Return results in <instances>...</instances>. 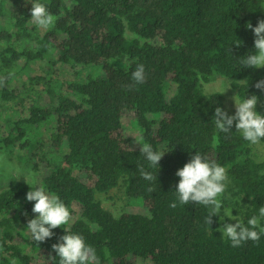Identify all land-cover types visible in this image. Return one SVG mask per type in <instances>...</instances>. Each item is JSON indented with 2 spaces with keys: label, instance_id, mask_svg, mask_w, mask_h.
Segmentation results:
<instances>
[{
  "label": "trees",
  "instance_id": "trees-1",
  "mask_svg": "<svg viewBox=\"0 0 264 264\" xmlns=\"http://www.w3.org/2000/svg\"><path fill=\"white\" fill-rule=\"evenodd\" d=\"M31 2L44 4L54 17L42 35L27 26ZM261 19L262 0H0V77L6 78L0 87V116L6 115L0 153L25 151L32 170L42 173L46 193L58 196L70 215L74 203L80 209L70 226L53 229L50 239L37 244L16 227L26 228L37 215L34 201L26 200L30 186L16 181L2 189L0 264H59L52 245L65 229L84 237L98 264H264V234L258 244L233 248L217 231L219 215L207 225V207L181 205L174 193L175 173L199 152L226 169L221 209L231 198L246 201V224L264 206V162L253 158L250 142L234 126L230 133L216 129L213 116L216 107L224 110L223 97L202 91L213 75L225 77L239 100L256 95L257 112L264 114V91L255 87L264 68L240 62L255 51L254 33L245 25L255 27ZM50 49L47 76L56 64L96 66L102 75L52 83L28 74V84L41 90L24 115L22 94L31 88L11 85L30 63L49 58ZM118 58L125 59V68L110 62ZM138 64L145 67L146 82L129 90ZM169 83L175 90L167 97ZM8 105L15 106L12 116L5 112ZM126 115L133 117L141 145L165 153L159 167H149L140 149L132 148L121 125ZM50 122L54 129L46 143L39 129ZM140 166L157 179L144 180ZM119 187L128 199L139 198L147 215L114 216L105 209L99 196Z\"/></svg>",
  "mask_w": 264,
  "mask_h": 264
},
{
  "label": "clouds",
  "instance_id": "clouds-1",
  "mask_svg": "<svg viewBox=\"0 0 264 264\" xmlns=\"http://www.w3.org/2000/svg\"><path fill=\"white\" fill-rule=\"evenodd\" d=\"M31 4L30 17L37 27L46 29L54 23L53 15L47 11L44 4L37 2H31ZM245 27L254 33L255 51L242 56L240 62L244 68H264V19L259 20L255 27L251 22H247ZM228 52L231 55V47ZM131 80L132 83L126 86L129 90L146 82L143 64L136 66ZM5 83L6 78L0 77V87L5 86ZM255 87L264 91V79L258 81ZM258 100L259 98L254 94L243 101L234 100V115H229L221 107H216L213 116L216 129L221 133H230L234 126L244 140L251 144L259 143L264 138V114L257 112ZM140 154L147 161L149 167L155 168L159 167V161L165 153L154 151L151 145L143 144L140 145ZM138 170L140 176L146 181L152 182L157 179V176L146 171L142 166ZM175 175L179 177L174 191L179 204L195 203L207 207L209 212L204 218V222L211 225L212 218L221 213L222 201L220 197L226 190L228 180L226 169L214 160H208L196 152L191 156L189 162L177 170ZM148 191L151 192L153 189L150 187ZM26 200L35 202L32 212L37 215L34 219L28 220L26 228L37 244L50 239L54 235L53 229L67 225L71 219L68 208L60 198L49 195L42 186H30V190L26 193ZM176 206L175 202L170 205L172 208ZM224 216L229 217L226 214ZM224 216L220 217L221 223L217 231L230 242L231 247H240L248 241L259 243L261 235L264 234V227L261 226V221L264 220V206H260L258 215L251 216L247 219L246 224L230 218L236 223H224ZM65 232V235L59 237L60 242L52 245L56 257H59V264H98L95 249L86 244L83 236L69 233L66 229Z\"/></svg>",
  "mask_w": 264,
  "mask_h": 264
},
{
  "label": "rangeland",
  "instance_id": "rangeland-1",
  "mask_svg": "<svg viewBox=\"0 0 264 264\" xmlns=\"http://www.w3.org/2000/svg\"><path fill=\"white\" fill-rule=\"evenodd\" d=\"M10 5V2L6 3V8H8ZM262 5L264 7V0H262ZM4 22L1 21V24ZM27 26L29 29H32L34 33L38 35H42L45 28L37 27L32 20H30L27 23ZM49 58H46L41 61H36L33 63H30L27 67V72L24 74H20L17 79L12 83V87L17 86L18 88H24L28 90L31 88V90H28L22 94L23 97V113L24 115L27 114L26 108L30 104L34 102L36 99V92L41 90L40 85H32L28 84L27 75L30 76H44L46 78H50V81L52 83L54 81L60 82V83H66V82H72V81H84L85 77L91 76L93 77H100L102 75L101 68L96 66H88V67H71L67 64H56L53 68V72H51V75H46V64L48 62V59H50L54 55V50L50 49L47 54H50ZM113 64H115L117 67L125 68L126 61L124 58H118L116 60H111ZM175 85L172 83H169L166 89L167 97L171 96L174 93ZM202 91L204 93H212V92H219L223 97V108L225 111L228 112L229 115L235 114V101H242L237 98L236 91L231 88L229 80L225 77L219 76V75H213L210 78V81L207 83H202ZM45 99V96L43 95V98L39 99V102H42ZM15 110L14 105H8L6 107L5 112L7 115L12 116L13 111ZM19 110L17 106V111ZM6 117L5 114H2L0 116V134H4V131L6 130L5 127V121L4 118ZM18 118V116H17ZM133 117L132 115H126L121 120V125L124 130V133L126 137L130 138L133 141L132 148L134 150L140 149V133L138 129L133 125ZM53 123H45L43 124L39 129V136L42 138V140L46 143L49 142V136L51 132H53ZM250 148L252 151V156L257 162H264V144H261L260 142L257 144H251ZM25 151L16 149L13 152V155L8 156L6 153H0V191L2 189H5L12 185L16 181L21 182H27L29 186H41V177L42 173L40 171H33L31 164L24 158L25 157ZM95 198L97 199V194L95 195ZM99 200L102 204V206L109 210L114 216H118L123 212L126 213H132V214H142L147 215L146 209L142 206L141 200L139 198H127L122 190V187H119L117 189H114L107 195H100ZM35 203V202H34ZM33 203V204H34ZM248 203L240 198H231L228 205L220 210L219 214V220L221 216H224V214L229 215V217L224 216L223 222L224 223H233L235 224V220L230 219H236L241 222L245 219V212L247 211ZM73 214L70 215L71 219L67 225H64L65 227H68L71 225V223L79 216L80 209L77 204H73L72 206ZM230 218V219H229ZM221 223V221H220ZM17 229L20 231H24L26 234H29V231L27 228H24L21 225H16ZM220 227V226H219ZM264 227V225H262ZM25 252L30 256H35V252L31 250L30 247L25 248ZM37 264H40L37 262ZM136 264H150V262L145 260L138 259Z\"/></svg>",
  "mask_w": 264,
  "mask_h": 264
}]
</instances>
